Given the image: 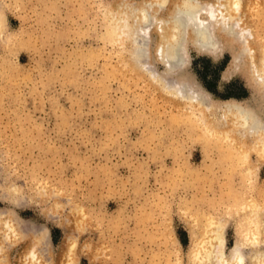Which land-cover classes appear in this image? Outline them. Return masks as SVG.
<instances>
[{
	"label": "rangeland",
	"instance_id": "obj_1",
	"mask_svg": "<svg viewBox=\"0 0 264 264\" xmlns=\"http://www.w3.org/2000/svg\"><path fill=\"white\" fill-rule=\"evenodd\" d=\"M114 1L0 0V206L19 194L16 210L34 220L22 232L48 229L44 264H191L213 218L226 221L227 248L245 212L264 218V134L226 138L236 129L222 116L227 99L264 107V0L234 11L252 28L259 71L246 53L233 62L237 42L220 37L213 53L189 45L171 72L112 41ZM176 77L216 105L203 115L174 96ZM13 240L1 242L3 259L25 264L26 242Z\"/></svg>",
	"mask_w": 264,
	"mask_h": 264
},
{
	"label": "bare ground",
	"instance_id": "obj_2",
	"mask_svg": "<svg viewBox=\"0 0 264 264\" xmlns=\"http://www.w3.org/2000/svg\"><path fill=\"white\" fill-rule=\"evenodd\" d=\"M240 8L241 0H117L112 3L107 12L109 15L108 34H110L113 42L127 46V50L133 58L139 59L145 66L151 63L153 57H156L160 59L166 66V70L170 72L176 69L178 70V68L182 66L185 56L188 53L189 45H193L199 51L213 53L221 46L220 37H222L225 40H232L238 44V46L235 44L238 47V51L233 55V62L238 61L240 54L242 55L243 53L244 55V53H246L251 58V65L255 66L254 70H258V65L255 62L254 50L252 48L253 40H251V38L254 36L251 30L252 28L246 27L239 20L234 19V11ZM260 14H262V12ZM2 16V9L0 8V36L3 34L2 27L4 21ZM155 37L156 41L154 42ZM22 41H24V39ZM258 41H256L255 44H258ZM7 44L9 45V42ZM262 61L264 65V59ZM162 73L165 74V72ZM258 74L259 78L264 77L262 74ZM162 79L164 80L163 77ZM171 80L166 81V83H170L168 86L173 85L172 90L174 96L176 95L186 101H190L191 104L195 102L196 108L198 106V110H200L203 115H206L207 111L211 110V108L216 105L211 99H208V96H206L207 94L204 95L205 93L202 90L195 88V86L190 83L192 81L179 77H176L174 81ZM262 98L263 96L261 99ZM261 109L264 110V107ZM261 109L259 110L258 107L253 106L251 103L240 102L236 99H227L223 101L222 116L231 120L232 128L236 129L232 131L226 130V138L231 139L233 135L230 134H238V131L242 134H264V114H262ZM219 122H221V120ZM219 122L215 120L214 124ZM214 130H212L213 135L216 134ZM208 133L209 132H207V134ZM212 134L210 135L212 136ZM204 136L206 139L208 138L207 135ZM219 136H221V134ZM217 139H219V137H216V140ZM211 141H213V138ZM226 142L228 143V140H226ZM243 157L242 159L241 157L239 158L243 160ZM17 195L19 194L12 195L13 197L9 199L13 207L6 208L0 206V264H6L5 259H3V245L1 242H9L13 240V238H15L16 241L22 238L26 242L27 249L22 256L25 264H44L45 261L42 253L46 250L49 251L50 248L48 229H46V227H40L37 234L31 235L22 232L20 226H23V224L34 225V220L20 216L16 210L20 207ZM3 199L6 200L0 190V200ZM25 202L27 203V201H24V203ZM245 204H247V202ZM250 206L251 205H249V207ZM244 207L247 208L246 205ZM255 207H258V205ZM237 208L239 209L241 207ZM244 214V219L246 220L245 229L242 230V232H238L237 238L228 248L224 234L226 221L223 218H213L207 233L202 237H198L193 243V248L190 252L191 264H244L248 256L246 250L248 247L252 249V253L249 257L251 263L264 264V249H259L258 247V245L261 244L260 237L264 235V218H260V215L255 212V210L248 213L245 212ZM242 225L243 224H241V226ZM74 250L75 244L71 241L67 243L64 251L72 255Z\"/></svg>",
	"mask_w": 264,
	"mask_h": 264
}]
</instances>
